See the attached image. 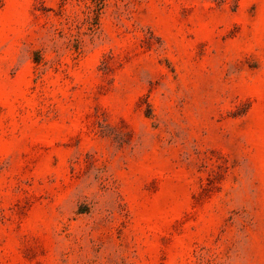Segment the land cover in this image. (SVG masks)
<instances>
[{
	"label": "rangeland",
	"instance_id": "obj_1",
	"mask_svg": "<svg viewBox=\"0 0 264 264\" xmlns=\"http://www.w3.org/2000/svg\"><path fill=\"white\" fill-rule=\"evenodd\" d=\"M0 264H264V0H0Z\"/></svg>",
	"mask_w": 264,
	"mask_h": 264
}]
</instances>
